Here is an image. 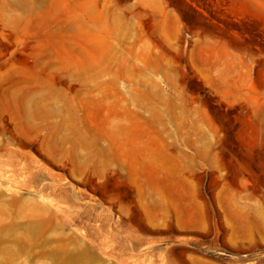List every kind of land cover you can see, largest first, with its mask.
Returning a JSON list of instances; mask_svg holds the SVG:
<instances>
[{"label":"rangeland","instance_id":"obj_1","mask_svg":"<svg viewBox=\"0 0 264 264\" xmlns=\"http://www.w3.org/2000/svg\"><path fill=\"white\" fill-rule=\"evenodd\" d=\"M0 264H264V0H0Z\"/></svg>","mask_w":264,"mask_h":264}]
</instances>
